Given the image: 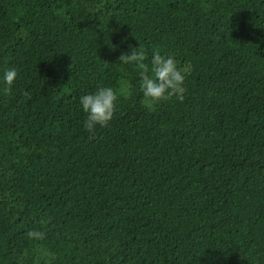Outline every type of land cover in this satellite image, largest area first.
Wrapping results in <instances>:
<instances>
[{"label":"trees","instance_id":"16d2710c","mask_svg":"<svg viewBox=\"0 0 264 264\" xmlns=\"http://www.w3.org/2000/svg\"><path fill=\"white\" fill-rule=\"evenodd\" d=\"M127 44L173 54L184 99L146 105ZM8 67L0 264H264V0H0Z\"/></svg>","mask_w":264,"mask_h":264},{"label":"clouds","instance_id":"9594fccd","mask_svg":"<svg viewBox=\"0 0 264 264\" xmlns=\"http://www.w3.org/2000/svg\"><path fill=\"white\" fill-rule=\"evenodd\" d=\"M146 59L147 53L140 44H127L118 57L120 65L139 70V89L145 104L151 107L171 98L183 100L188 70L178 66L173 54L162 53L158 49L152 51L150 60L146 62ZM17 78L16 68L8 67L0 75V83L10 87ZM4 91H8V88ZM117 100V91L105 84H97L93 90L81 94L78 109L84 114L82 127L88 132H93L97 126L105 127L114 117ZM43 236L44 233L40 230L27 232L29 239L40 240Z\"/></svg>","mask_w":264,"mask_h":264}]
</instances>
